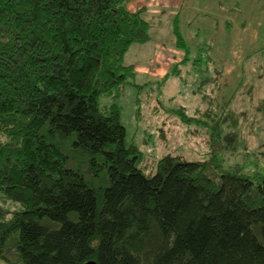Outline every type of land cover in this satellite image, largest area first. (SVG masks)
I'll return each mask as SVG.
<instances>
[{
    "label": "trees",
    "instance_id": "obj_1",
    "mask_svg": "<svg viewBox=\"0 0 264 264\" xmlns=\"http://www.w3.org/2000/svg\"><path fill=\"white\" fill-rule=\"evenodd\" d=\"M133 1L0 0V264H264V175L172 155L146 173L126 144L113 100L150 42Z\"/></svg>",
    "mask_w": 264,
    "mask_h": 264
},
{
    "label": "rangeland",
    "instance_id": "obj_2",
    "mask_svg": "<svg viewBox=\"0 0 264 264\" xmlns=\"http://www.w3.org/2000/svg\"><path fill=\"white\" fill-rule=\"evenodd\" d=\"M203 1L155 2L157 18L149 22L150 42L132 45L124 55L123 63L133 67L134 76L113 102L120 108L126 144L143 154L146 173L153 174L154 164L172 155L187 162L206 161L207 175L214 180L221 172L250 178L264 175V124L251 112L243 115L250 104L255 107L264 101V0H222L223 6L238 2L237 10H221L217 17ZM174 8L180 11L175 18L183 50L175 47L171 22H166L168 14L175 15L169 13ZM127 10L148 15L143 0L129 3ZM224 19L232 22L228 31ZM213 21L217 31L203 29ZM157 24L160 36L154 32ZM185 55L186 61L171 74ZM208 79L210 83L203 82ZM241 98L246 107L235 113L231 108L243 104ZM111 103L100 101V105ZM227 111L243 115L233 129H226Z\"/></svg>",
    "mask_w": 264,
    "mask_h": 264
},
{
    "label": "crops",
    "instance_id": "obj_3",
    "mask_svg": "<svg viewBox=\"0 0 264 264\" xmlns=\"http://www.w3.org/2000/svg\"><path fill=\"white\" fill-rule=\"evenodd\" d=\"M136 1V0H135ZM160 2L161 0H143L144 3L147 4V7H148V15L147 14H143V18L144 20L148 23L149 22H152V19L154 18H157L156 15H154L155 13L153 12V5L155 2ZM170 1H173V0H165V3H169ZM203 4L205 6H208V7H213L214 8V12L212 13L214 17H217L219 16V12L221 10H225V11H236L237 10V6H238V2H234L232 5H229V6H223L222 4V0H204L203 1ZM160 5H158L157 7H159ZM152 9V10H151ZM175 10H169V13H172V12H175V15L172 16L171 14H168V16L166 17V22L169 23L171 22V25H172V22H173V19L175 18L176 14H179L180 11L178 10V8H174ZM152 13V14H151ZM204 17H210V16H204ZM231 21L229 19H224L223 20V25H224V30L225 31H228L227 29H230L231 25H232V22L230 23ZM150 24V23H149ZM206 26L203 27V29H208L211 27V29L213 31H217L218 30V24L216 22H212V24L208 25V24H205ZM167 29V28H166ZM155 31L154 32H157L156 36H160L161 35V30H160V27H159V24H157V27H155L154 29ZM245 71L247 72V74H249L251 71L248 67V65L246 66L245 68ZM251 90H253V88L251 87ZM250 90V92H251ZM251 96V94H249ZM239 98H237L236 100H238ZM235 102V101H234ZM241 103L243 104H239V103H236L235 105H233V107L231 108L232 111H234L235 113H238L239 111H244L245 109V105H244V100L241 98L240 100Z\"/></svg>",
    "mask_w": 264,
    "mask_h": 264
},
{
    "label": "water",
    "instance_id": "obj_4",
    "mask_svg": "<svg viewBox=\"0 0 264 264\" xmlns=\"http://www.w3.org/2000/svg\"><path fill=\"white\" fill-rule=\"evenodd\" d=\"M86 264H95L94 262H88V263H86Z\"/></svg>",
    "mask_w": 264,
    "mask_h": 264
}]
</instances>
